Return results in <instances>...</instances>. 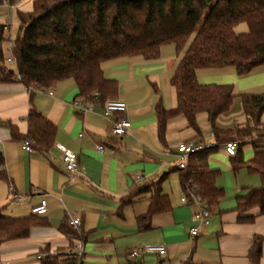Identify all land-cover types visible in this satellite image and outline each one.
<instances>
[{
  "label": "crops",
  "instance_id": "obj_1",
  "mask_svg": "<svg viewBox=\"0 0 264 264\" xmlns=\"http://www.w3.org/2000/svg\"><path fill=\"white\" fill-rule=\"evenodd\" d=\"M32 4L33 0H15L13 11L1 5L0 25L11 18V13L30 12ZM235 31L246 32L247 25L240 23ZM183 52L177 53L172 44H167L154 59L124 56L101 64L103 75L117 82V94L112 99L126 104V110L115 115L131 124L121 136L111 133V120L102 116L103 103L80 96L70 79L33 93L17 81L0 84L4 176L0 178V212L10 217L28 216L31 208L45 199L47 211L42 217L48 222L32 227L27 237L1 242L0 264H39L41 257L56 254L80 256L81 264H252L248 252L256 236L263 239L259 264H264V214L252 208L242 214L254 215L252 223L237 221L235 198L249 187L238 175L246 169L242 166L233 177L229 175L231 157L225 154L223 143L211 137L213 131L206 115H198L197 131L188 126L182 114L173 116L166 122L165 144L158 139L156 108L176 107V92L170 80ZM196 76L201 84L233 86L232 106L217 119L220 127L244 121L240 94L264 93V65L242 77L232 66L198 69ZM240 78H246L244 85ZM76 99L85 100L92 111L78 113L72 105ZM31 105L56 126L55 143L46 152L24 149L23 139L11 133L14 126L19 135L25 134ZM247 141L238 148L243 161L242 145ZM183 143L212 144L215 149L208 157V166L215 169L219 163L224 170V176L220 174L216 179L224 196L211 212L209 224L201 226L194 239L189 229L197 224L192 218L197 207L180 200L184 193L174 159L177 146ZM98 145L103 146L102 153L96 150ZM65 149L76 154L82 176L68 178L61 161ZM224 156L229 158L228 163L219 162ZM162 176V193L168 195L171 209L154 214L149 228L142 230L137 219L148 211L150 193L138 195L124 206L120 205L121 199L132 188ZM9 184L22 200L9 195ZM69 217L78 218L80 225H69ZM62 225L68 234L60 229ZM147 244L163 245L166 253H145L134 260L128 257L131 249Z\"/></svg>",
  "mask_w": 264,
  "mask_h": 264
},
{
  "label": "trees",
  "instance_id": "obj_2",
  "mask_svg": "<svg viewBox=\"0 0 264 264\" xmlns=\"http://www.w3.org/2000/svg\"><path fill=\"white\" fill-rule=\"evenodd\" d=\"M6 1L0 0V6ZM18 28L11 48V70L4 73V51L0 50V84L20 82L30 92L43 91L55 84L72 80L79 95L102 103L117 94V82L103 75L101 64L119 57H158L160 48L172 44L183 52L172 77L177 104L173 110L156 108L157 136L165 144L166 122L182 114L190 128L198 130L197 117L204 113L218 143L245 140L252 143L253 157L244 162L238 150L231 157V169L242 166L259 177L257 187H248L235 198L240 223H252L254 215H242L257 208L264 214V143L256 137L264 129V93L239 95L244 121L231 127H220L217 119L226 114L233 103L230 84H201L198 69L234 67L240 77L264 65V0H33L30 12H17ZM245 23L247 31L235 27ZM4 37L0 25V39ZM16 76L19 77L16 80ZM97 92L99 96L91 95ZM27 130L14 138L30 142L31 150L48 151L55 143L56 126L44 114L30 106L26 116ZM257 134L256 137L254 135ZM239 148V147H238ZM215 147L191 154L185 170H179L183 193L199 195L212 212L224 196L216 185L218 169L208 166ZM0 155V178H3ZM164 176L134 187L121 199V206L132 203L138 195L150 193L148 211L138 217V226L146 230L150 218L171 209L168 195L162 193ZM42 215L10 217L0 212V243L27 237L35 226H46ZM60 229L69 233L62 225ZM262 237H254L248 257L259 264ZM39 264H81L80 256L47 255Z\"/></svg>",
  "mask_w": 264,
  "mask_h": 264
},
{
  "label": "built area",
  "instance_id": "obj_3",
  "mask_svg": "<svg viewBox=\"0 0 264 264\" xmlns=\"http://www.w3.org/2000/svg\"><path fill=\"white\" fill-rule=\"evenodd\" d=\"M3 7L6 8L7 11H13L14 10V4L11 5L8 2H3ZM11 19H7L6 22L3 25L4 29V37L3 39H0V50L4 51V64H3V71L4 73H8L11 68L10 64L13 62V57L11 56V48L13 47L14 43V34L12 33V24ZM16 80L19 79L18 76L15 77ZM50 96H52V92H48ZM93 98H97L99 94L97 92H94L91 95ZM73 107L76 109V111L80 114H85L87 112L92 111V107L87 104L85 100L76 99L72 103ZM126 110V104L118 99H107L103 102V110H102V116L105 119L111 120L112 122V129L111 133L115 136H121L128 132L130 129V122L126 119H119L115 115L116 113H123ZM214 134L211 133V137L213 138ZM259 139L262 143H264V129L260 132L259 136L256 137V139ZM23 148L26 150H31L30 148V142L28 140L22 141ZM212 144H180L176 148V153L174 155L175 164L176 167L179 170H185L188 165V158L191 154L205 149V148H211ZM239 147V141H227L223 143V150L226 155L229 157H233L236 155L237 150ZM96 150L99 153L103 152V146L98 145L96 147ZM61 161L64 166V170L66 171V174L69 179H72L76 176H82L83 172L78 166L77 156L76 154L69 150L65 149L62 152L61 155ZM8 193L9 195L17 200H22V196L15 191V188L12 184H9L8 186ZM190 195H183L181 197V202L183 204L187 205H195L197 209L193 213V221L197 224L192 226L189 229V234L192 239L197 237L200 233V227L203 225L209 224V217L211 212H209L206 208L205 201L197 194H194L193 192L189 193ZM47 211L46 201L45 199H42L40 203L34 207L31 208V213L37 214V215H44ZM68 224L73 227H78L80 225V220L78 218L69 217ZM145 253H156L158 255H164L166 253V249L163 245H153V244H147L135 247L131 249L128 253V257L131 260L137 259L141 255H144ZM37 258H40L38 255Z\"/></svg>",
  "mask_w": 264,
  "mask_h": 264
},
{
  "label": "rangeland",
  "instance_id": "obj_4",
  "mask_svg": "<svg viewBox=\"0 0 264 264\" xmlns=\"http://www.w3.org/2000/svg\"><path fill=\"white\" fill-rule=\"evenodd\" d=\"M12 15L10 16L11 18V24H12V28H13V30L15 31V33H14V35L16 34V32H17V28H18V20H17V16H16V14L15 15H13V13H11ZM0 20H1V18H0ZM257 79H255L254 81L255 82H257L256 81ZM240 83L241 84H243V82L244 81H246V78H245V80H244V78H240ZM244 85V84H243ZM235 105H236V102H235ZM242 151H243V159H244V161H249L252 157H253V155H254V151H253V149H252V147H251V145H250V141H247V142H245V144L244 145H242ZM225 158H221V160H219V162H223V163H228L229 161V158L227 157V156H224ZM215 169H218L219 170V172H220V174H221V176H224V174H223V172H224V170H222L221 168H220V165H219V163H217V167L215 168ZM244 172H241L239 175H238V177H240V180L242 179V177H244V181L245 182H248V186L249 187H257V186H259V177L257 176V175H255V174H251V173H248V172H246V170H243ZM228 173H229V175H231V177H233L234 176V174H233V172L231 171V170H229L228 171ZM255 181V182H254ZM233 182V181H232ZM224 184H225V186L228 188V185H226V183L225 182H223Z\"/></svg>",
  "mask_w": 264,
  "mask_h": 264
}]
</instances>
